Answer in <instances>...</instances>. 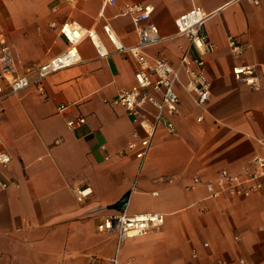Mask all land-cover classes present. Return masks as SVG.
<instances>
[{
  "label": "crops",
  "instance_id": "1",
  "mask_svg": "<svg viewBox=\"0 0 264 264\" xmlns=\"http://www.w3.org/2000/svg\"><path fill=\"white\" fill-rule=\"evenodd\" d=\"M258 1L0 0V37L18 73L32 80L14 93L0 81L6 94L0 150L11 157L1 168L11 184L0 191V264H264V187L245 198L210 199L193 181L210 180L223 168L238 171L264 153V78L252 90L231 73L233 65L264 64V0ZM137 3L153 7L144 24L157 26L161 36L149 55L177 64L188 41L177 35L174 20L193 6L212 13L203 32L214 45L204 56L208 102L197 104L182 73L175 131L159 127L143 159L123 152L142 131L111 104L133 85L137 63L104 31L108 26L124 47L135 45L137 27L120 11ZM65 21L93 30L107 55L98 56L84 38L79 63L38 80L33 70L67 46L58 31ZM228 37L243 46L241 53L232 52ZM77 117L85 122L71 130L67 122ZM81 186L91 190L83 199L74 192ZM114 212H158L163 222L119 239L97 229Z\"/></svg>",
  "mask_w": 264,
  "mask_h": 264
},
{
  "label": "built area",
  "instance_id": "2",
  "mask_svg": "<svg viewBox=\"0 0 264 264\" xmlns=\"http://www.w3.org/2000/svg\"><path fill=\"white\" fill-rule=\"evenodd\" d=\"M69 4H75L85 0H63ZM113 4L115 0H106ZM258 4V0H250ZM153 7L149 4H128L121 8L120 13L131 19L136 25L138 41L135 45L124 47L114 41L110 35L108 26L104 31L115 49L121 53L131 54L137 63L134 72V83L128 89H123L112 99V105H118L125 109L132 121L142 131L139 135L134 132L127 142L123 152H131L135 158L143 159L150 147L151 140L159 127H165L172 134L175 131L171 121L179 106V97L175 86L180 83L181 74L188 77L186 87L194 94L195 101L200 106L205 105L210 97L209 82L204 74V56L213 51L214 45L203 32L205 22L212 16L201 7L193 6L186 12L177 16L174 20L177 35L185 37L188 41L186 48L182 49L176 65H172L165 58L149 55L146 50L157 45L161 36L157 26L144 24L151 14ZM54 26V23L51 24ZM59 33L65 38L67 46L59 55L41 63L33 71L38 80L47 77L61 69L75 65L81 61L78 45L84 38L89 39L98 56L107 55L101 41L93 30L82 29L72 21H65L58 26ZM228 44L232 52L238 55L243 50L233 37H228ZM194 50L195 55L192 54ZM235 81L246 85L252 90L261 88V79L264 78V64L245 65L237 64L231 68ZM0 81L5 85L8 93H14L27 88L32 80L26 74L18 73L10 47L0 37ZM4 89L0 85V99ZM150 107L147 108V107ZM66 105L60 106L62 111ZM85 122L84 117H77L67 122V126L74 130ZM11 157L0 150V191L5 190L11 183L3 178L1 168L10 163ZM194 183H202L207 196L217 199L223 195L231 198H245L264 187V153H254L239 168L238 171L220 169L216 175L202 182L194 178ZM75 195L79 199L86 198L91 190L89 186H81L75 189ZM163 222V215L158 212H143L126 214L114 212L106 215L97 224L99 231H107L117 235L119 239L137 237L151 228L158 227ZM217 264H224L218 262ZM238 264H247L244 259H239Z\"/></svg>",
  "mask_w": 264,
  "mask_h": 264
},
{
  "label": "bare ground",
  "instance_id": "3",
  "mask_svg": "<svg viewBox=\"0 0 264 264\" xmlns=\"http://www.w3.org/2000/svg\"><path fill=\"white\" fill-rule=\"evenodd\" d=\"M110 35L114 39V41H116L118 43V40L112 31H110Z\"/></svg>",
  "mask_w": 264,
  "mask_h": 264
},
{
  "label": "rangeland",
  "instance_id": "4",
  "mask_svg": "<svg viewBox=\"0 0 264 264\" xmlns=\"http://www.w3.org/2000/svg\"><path fill=\"white\" fill-rule=\"evenodd\" d=\"M90 231L91 230H89L88 236L90 237L91 241L94 242V241H96V237L95 238H92V235H94V234H91Z\"/></svg>",
  "mask_w": 264,
  "mask_h": 264
},
{
  "label": "water",
  "instance_id": "5",
  "mask_svg": "<svg viewBox=\"0 0 264 264\" xmlns=\"http://www.w3.org/2000/svg\"><path fill=\"white\" fill-rule=\"evenodd\" d=\"M125 198H126V196H124V197L119 201V204H120V205H122V204L124 203Z\"/></svg>",
  "mask_w": 264,
  "mask_h": 264
}]
</instances>
